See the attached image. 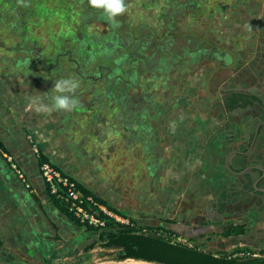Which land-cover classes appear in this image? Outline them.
<instances>
[{"label": "crops", "instance_id": "crops-1", "mask_svg": "<svg viewBox=\"0 0 264 264\" xmlns=\"http://www.w3.org/2000/svg\"><path fill=\"white\" fill-rule=\"evenodd\" d=\"M193 1L195 5L196 0ZM257 4L256 9V0L255 5L252 0H237L232 11L235 31L221 30L218 35L216 26H223L222 22L213 23L216 15L206 18L204 30L215 38L201 35L196 30L187 31L204 40L193 35L195 41L206 45L205 52L196 62L201 64V59L206 60L207 74L200 68V73L194 76L197 80H190L192 75L187 81L177 78L178 88L188 84L190 92L181 94V89L178 90L179 94L174 95L176 99L170 103H167L162 88L153 104L156 121H128L123 124L122 131L128 150L137 140L144 145L141 160L146 169L142 166L141 175L152 179L158 192L172 191L174 207L182 194L204 192L207 195L206 216L193 211L189 213L192 218L208 217L207 220L202 222L203 225L200 221L178 223L184 233L189 237L224 235L232 228L243 227L244 234L219 236L218 242L224 239L230 247L240 245L264 253V10H260L261 3ZM15 7L11 25L14 33L22 27L20 8ZM36 13V10L28 11L23 16L29 18ZM1 17H8L4 9L0 11ZM231 25L229 22L225 28ZM0 29L10 31L6 25ZM150 29L152 41L139 46L147 51L148 57L141 54V59L147 62L156 61L152 43L156 45L158 55L168 39L184 37L186 35H181L187 33L170 32L162 38L154 28ZM28 42L26 45L20 39L11 43L0 41V264H46L49 259L78 257L86 244L84 237L89 234L51 201L41 174V158L34 150L36 146L50 164L83 182L81 169L71 166V163H84L85 160L84 139L81 136L79 143V129L72 120V115L82 108L77 103L83 97L74 92L64 93L75 99L76 106L71 111L56 110L53 97L59 93L55 91V82L50 75L38 72L42 56L37 50L44 49L31 39ZM67 53L60 52L57 56ZM186 55L188 52L177 56L184 60ZM178 57L174 56L172 60ZM156 63L157 68L153 71L146 70L148 66L143 68L140 81L146 77L145 82H149L148 77L155 75L154 79L160 81L161 87L170 86L175 82L174 76H165L159 66L161 62L157 59ZM170 64L176 66L173 61ZM143 72L146 73L144 76ZM126 82L125 88L133 86L132 82ZM143 85L140 106L142 114L146 115L144 119H148V102L153 101L149 97V83ZM234 96H237L238 105L230 108L229 100ZM191 99L200 111L190 119L194 120L198 115L205 117L183 120L189 118L186 111L191 109L185 102ZM126 100L129 112H132V102ZM44 105L48 106L47 111ZM168 115L182 119L171 121L170 118L168 121ZM134 125H138L139 130L135 135L132 132ZM3 153L17 159L30 189L11 170ZM178 215L181 217L180 212ZM204 228L207 231L199 234L198 230Z\"/></svg>", "mask_w": 264, "mask_h": 264}, {"label": "rangeland", "instance_id": "rangeland-1", "mask_svg": "<svg viewBox=\"0 0 264 264\" xmlns=\"http://www.w3.org/2000/svg\"><path fill=\"white\" fill-rule=\"evenodd\" d=\"M124 3L127 11L117 16L125 21L122 28L137 31L141 25L145 24L154 28L158 36L160 35L162 38L170 35V32L178 34L190 30H196L201 32V35L206 34L210 38H215L213 34L204 32L206 29L205 20L211 15H216V20L213 23H223H221L223 28L216 26L218 35L221 30L227 29L232 32L236 29L232 11L237 0H196L195 5L193 0H124ZM252 3L255 5V0H252ZM257 3H261L260 10H264V0H256V9L258 8ZM15 6L17 9L20 8L22 27L15 30L14 33L11 31V25L12 12L16 11ZM190 8L192 9L190 10ZM1 9H4L5 15L8 17L0 18V27L6 25L10 31L0 29V41L6 40L11 43L20 39L22 43L28 45V40L31 39V42H35L41 49H44L37 50V54L42 56L38 65L39 73L45 76L50 75V78L55 82L54 86L59 80L71 79L78 83V87L73 92L78 97L80 95L83 97L82 102L77 103L82 108H79V113L72 115L73 118L70 115L79 129V143L81 136L84 139V163H71L73 168H80L84 174L83 182L77 181L78 184L85 187L96 198L106 202L112 209L117 210L119 214L112 213L121 221H125L124 223H130L133 220L143 226L165 227L176 233L179 241L187 243L189 240H194L192 243L204 250L219 256L225 255L231 259H234L233 256L242 251H252L264 255L263 252L247 249L244 246L240 247V245L230 247V244L221 237L222 242H218L217 238L223 237L220 234L189 237L182 231V228H179L178 223L189 221L204 223L208 217L192 218L189 213L193 211L205 215L208 211V204L205 202L207 195L204 192L195 195L182 194L179 203H176V207H174L172 191L158 192L152 179H145L141 175L142 166L146 169L145 162L142 163L141 160L144 145L137 140L132 143V149L128 150L125 146L123 124L128 121H156V107L153 104L157 102L158 94L162 88L167 97V103H170L175 97L174 95L179 94L178 90L181 89V94L190 92L188 84L178 88V79L187 81L192 75L190 80H197L198 78L194 76L200 73V68H202L201 72L207 74L204 68L206 60L201 59V64L196 62L205 52L198 41H183L177 45L166 41L158 54L159 56L155 53L156 45L152 43L155 65L149 66L147 69L145 66V69L149 71L156 69L158 59L161 62L159 65L161 72L165 76L170 75V78L172 76L175 78V82L170 86L161 87L160 81L157 82V79H154L155 75L148 77L150 78L149 82H145L146 77L140 81L138 69L147 63L141 59V54L148 56L146 50L139 48L138 39H135L136 41L123 39L120 42V46L123 47H118L115 44L116 41L115 43L113 41V35L119 28V24L105 16L104 10L100 13V17L92 16V11L97 9L92 8L88 0H0V11ZM34 10L38 11L36 16L31 15L29 18L27 16L24 18V13ZM177 14L178 16L169 22L168 17ZM14 20H16L15 17ZM229 22L232 25L225 28ZM209 30H212V27H209ZM16 31L19 32L16 33ZM143 31L144 29H142ZM241 45L244 44L241 43ZM174 48L188 49V55L184 57V60H179L177 56L179 54L175 55ZM60 52L63 55L68 53L59 57L57 55ZM128 54H135L136 58L127 62ZM174 56L178 59L172 60ZM56 57L59 58L56 59ZM170 61H173L176 66L171 65ZM119 79L121 80L119 81ZM123 80L127 81V84L132 82L133 86L125 88ZM145 83H149V97L153 101L149 100L148 102L150 106L148 119H144L146 115L142 114L140 106L141 97L144 96L142 87ZM126 99H130L132 102V112H129L130 106ZM191 101L193 103L190 105ZM185 105H189L191 110L186 111L189 118L186 117L183 120L190 121V117L200 110L192 99L185 102ZM202 117L198 115L196 118L195 116V119L191 121L199 120ZM170 118L168 115L166 120L169 121ZM181 119L172 116L171 121ZM137 127L138 125L133 126L134 135L139 132ZM117 128L121 130L119 131ZM130 167H132L131 171ZM196 180L199 178L195 179V182ZM179 212L181 217L178 215ZM166 221H173L175 224H168ZM97 239L98 234L96 233H89L84 237L86 243L94 242ZM84 254L82 252L78 257L62 255L64 256L62 259H49L46 264H145L134 260L120 261L117 252L100 247L92 250L89 255Z\"/></svg>", "mask_w": 264, "mask_h": 264}, {"label": "trees", "instance_id": "trees-1", "mask_svg": "<svg viewBox=\"0 0 264 264\" xmlns=\"http://www.w3.org/2000/svg\"><path fill=\"white\" fill-rule=\"evenodd\" d=\"M177 16L170 15L168 17L169 22L174 20ZM194 40L195 38L193 36H184L173 37L168 39L167 42H173L175 45H177L181 44L183 41L194 42ZM198 42L201 46H203V48H206L204 43L201 41ZM174 52L184 56V54L189 51L188 49L181 48L178 50V48H174ZM128 57L129 58L127 62L136 58L135 54H128ZM153 65L155 64L147 62L144 64V66H141V68L138 69V73L140 74L145 66L147 68V66L152 67ZM236 101L237 96L232 97V99L229 100V107H234ZM40 158L41 167L44 164H50L49 160L44 157L43 154H40ZM54 167L57 168L56 166ZM78 185L84 194L92 196L99 204L105 206L110 212L119 214L117 210L112 209L106 202L96 198L85 187L81 186L80 184ZM47 191L53 204L58 208V210H60L62 214L66 215L71 221H73L76 226L81 229H85V231L88 233L98 234V239L96 241L86 243L84 245L82 248V252L85 253L84 255H89L92 250L100 247L101 249L117 252L118 260L120 261L134 260L145 264H264V258L237 260L226 257L225 255L219 256L204 250L198 245L193 244L192 242L194 240H189L187 243L177 240L178 235L165 227L143 226L137 224L133 220H131L128 224L121 223L115 219L109 218L103 213H100L99 215L106 220V225L104 227L94 228L83 225L71 214H69L67 209L60 201L50 194L48 187ZM166 222L168 224H174L173 221ZM232 233L242 235L244 234V228H232L223 236L229 237L232 235ZM0 245L2 244L0 243Z\"/></svg>", "mask_w": 264, "mask_h": 264}, {"label": "built area", "instance_id": "built-area-1", "mask_svg": "<svg viewBox=\"0 0 264 264\" xmlns=\"http://www.w3.org/2000/svg\"><path fill=\"white\" fill-rule=\"evenodd\" d=\"M36 155H40L38 148L34 147ZM3 156L11 170L26 185L28 189L31 185L27 182V177L23 172L19 162L10 154L3 153ZM41 174L50 194L60 201L76 220L89 227L101 228L106 225V220L99 214L103 213L109 218L121 223L114 213L110 212L105 206L99 204L92 196L86 195L80 190L78 182L65 175L52 164H44L41 167ZM128 224V223H127ZM234 259L246 260L264 258V255L256 254L251 251H242L233 256Z\"/></svg>", "mask_w": 264, "mask_h": 264}, {"label": "clouds", "instance_id": "clouds-1", "mask_svg": "<svg viewBox=\"0 0 264 264\" xmlns=\"http://www.w3.org/2000/svg\"><path fill=\"white\" fill-rule=\"evenodd\" d=\"M88 3L92 8L103 9V14L109 19L120 16L127 11L124 0H88ZM77 87L78 83L71 79L57 81L55 91L59 94L53 97V107L56 110L71 111L76 106V101L64 93L73 92ZM43 107L45 111L48 110L47 105Z\"/></svg>", "mask_w": 264, "mask_h": 264}, {"label": "flooded vegetation", "instance_id": "flooded-vegetation-1", "mask_svg": "<svg viewBox=\"0 0 264 264\" xmlns=\"http://www.w3.org/2000/svg\"><path fill=\"white\" fill-rule=\"evenodd\" d=\"M102 10L103 9H97V10L92 11L93 12V15L92 16H98V17H100L101 16L100 13L102 12ZM111 20H113V21H115L116 23L119 24V28L117 29V31L113 35V38H114L113 41H114V43L116 41L115 44L118 47H121L120 46V42H122L123 39H126L127 41L130 40V39L131 40L133 39L134 41H136L135 39H138L139 46H141V44L147 45L150 41H152V38L150 39V37H152V33H151V29H150L149 26L146 27V25L144 24V25H141L140 29H137V31H132V30H129V29L122 28L123 25H124V23H125V21L122 20V18H119V17L116 18L115 17V18H112ZM142 29H144L143 32H142ZM149 34H151V35H149ZM146 39H147V42H145ZM126 44H128V43H126ZM127 47H128V45H127ZM237 105L238 104H235V106H237Z\"/></svg>", "mask_w": 264, "mask_h": 264}, {"label": "water", "instance_id": "water-1", "mask_svg": "<svg viewBox=\"0 0 264 264\" xmlns=\"http://www.w3.org/2000/svg\"><path fill=\"white\" fill-rule=\"evenodd\" d=\"M184 35H194V36H196L197 38H199V39H201V40H203L200 36H198V35H196L195 33H190V32H187V33H184V34H182L181 36H184ZM204 41V40H203ZM209 45V44H208ZM214 76V75H213ZM207 230L204 228V229H200V230H198V233L199 234H203V233H205Z\"/></svg>", "mask_w": 264, "mask_h": 264}]
</instances>
